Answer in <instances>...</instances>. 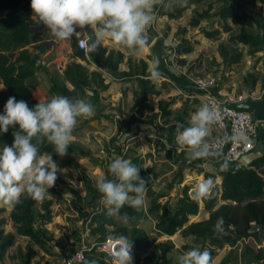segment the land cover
Returning <instances> with one entry per match:
<instances>
[{
	"label": "trees",
	"instance_id": "1",
	"mask_svg": "<svg viewBox=\"0 0 264 264\" xmlns=\"http://www.w3.org/2000/svg\"><path fill=\"white\" fill-rule=\"evenodd\" d=\"M217 1L222 2L224 0ZM30 3L31 0H0V81L6 89V91L0 90V115L4 114L9 97H15L17 101H26L29 107L32 108L39 102L34 98L38 88L35 75L39 61L48 48L41 37V31L34 32L33 30L34 27L40 26L41 30L45 26L39 22L38 18L33 17ZM187 10V5L176 0L175 6L171 9L166 8L163 13L171 18L179 19ZM218 16L220 29L225 33L232 31L229 21L236 26L241 24H247L251 27L255 24L261 25V21L247 13L238 11L233 6L222 7L218 12ZM190 25L198 27L199 23L193 19ZM86 32L89 37L95 39V33L91 26H86ZM203 34L207 39L216 40L221 31L219 29L214 31L204 30ZM233 40L252 49L262 46V43L254 35L246 32L235 36ZM71 48L73 59L85 61V55L78 48L76 40L71 43ZM189 51L185 50L183 52L188 53ZM220 54L225 62L229 61L230 53L224 46H220ZM240 57L241 55H238L231 62L239 63ZM123 60V53L108 51L100 43L87 64L93 63L117 78L115 74L119 72ZM140 76L146 77V70H143ZM49 77L53 96L63 95L70 99H78V95L85 94L86 89L91 88L92 85L100 89H106V80L101 72L90 71L89 68L76 61L68 64L63 74H50ZM149 82L142 81L141 84L145 86ZM68 84L73 87L72 90L69 89ZM253 86H255V83ZM169 115V112L164 113V116ZM176 120L179 125L185 127L189 125L186 113L177 116ZM18 130V126H14L10 127L6 133L2 132L0 135V148L5 145L11 146L14 142L13 133ZM77 130L75 128L73 135ZM262 150L264 151L263 148ZM129 151L130 149L128 153ZM40 152L41 154L52 155L60 170L77 166L72 159L67 157L68 155H88L81 146L70 144L67 154L60 157L55 154L53 145L47 141L40 144ZM133 159L135 158L133 157ZM238 165H235L231 170L221 171L222 184L212 188L209 198H204V209L209 213V218L206 220L191 222V217L200 213V204L192 198L189 187L183 188L175 206H172L168 201L165 203L161 201L167 195L156 194L149 190L146 195L148 198V215L145 213L144 207L137 210L125 205L121 209V215L127 214L130 219L128 223L121 221V224H119L116 218L107 215L105 208L101 211L96 210L98 212L94 211L96 213H92L90 219L91 235L97 237L99 242L109 239L111 236H126L129 240H132L133 256L137 264H140L145 257L154 264H173L170 254L175 249V245L171 243L155 246V250L159 254V260L155 258L156 255L150 253L152 238L141 226L149 216L155 219V230L161 236L174 237L179 235L181 239L194 237L207 241L222 240L223 242H229L239 236H250L257 241H261V239H264L262 231L250 233V229L256 225H261L264 228V156L249 167L242 165L238 167ZM57 176L56 182H59V173H57ZM50 192L54 195L58 194L51 188ZM40 202L42 201L34 200L27 195L22 196L20 203L13 207L11 218L16 226H20L18 229L20 235L29 237L41 251L50 255L53 249L51 243L55 240V237L45 229V226L52 220L51 201L42 204L44 213L40 215L42 224L39 229L33 227L34 210ZM73 202L75 203V200ZM219 217L224 218L226 234H218L213 230ZM4 223V220H0V227ZM0 243V258H2L7 250L14 245V236L4 235V232L0 231ZM209 252L213 260L217 253L214 250ZM104 256L108 257L96 251L88 252L82 264H105ZM257 258H263L262 250L258 252ZM33 260L34 255L32 254L23 264H31ZM34 264L42 263L35 262Z\"/></svg>",
	"mask_w": 264,
	"mask_h": 264
},
{
	"label": "clouds",
	"instance_id": "2",
	"mask_svg": "<svg viewBox=\"0 0 264 264\" xmlns=\"http://www.w3.org/2000/svg\"><path fill=\"white\" fill-rule=\"evenodd\" d=\"M176 0H31L33 17L38 18L51 34L60 41L68 40L81 33L77 29L85 26L95 28V39L89 37L85 43L89 52L95 51L104 39L134 52L146 46L145 31L155 18L154 9L161 5L167 9L175 6ZM151 77L161 78L159 60L153 59ZM94 106L86 99H70L55 95L40 101L32 108L26 101L9 97L4 114L0 115V132L18 126L13 133L11 146L0 148V204L14 207L22 196L43 201L58 178V165L52 155L40 152V144L47 141L54 147L55 154L64 157L73 139L78 119L91 118ZM221 118L220 111L211 102L203 103L191 115L187 127L176 128L175 142L193 159L218 158L219 143L229 139L210 142L213 125ZM235 139V138H233ZM222 168H228L225 160ZM114 179L101 175L96 188L101 194V204L109 217L124 223L127 214L121 215L123 206L141 209L145 204L148 180L140 176V168L128 159L116 157L108 166ZM213 182L206 179L195 185L194 200L209 198ZM225 221L219 217L214 232L226 234ZM113 241L115 264H131L132 240L124 235L109 237ZM178 264H212V255L205 248L192 247L182 252Z\"/></svg>",
	"mask_w": 264,
	"mask_h": 264
},
{
	"label": "rangeland",
	"instance_id": "3",
	"mask_svg": "<svg viewBox=\"0 0 264 264\" xmlns=\"http://www.w3.org/2000/svg\"><path fill=\"white\" fill-rule=\"evenodd\" d=\"M179 1H187L188 4L193 1L196 2V0ZM201 5L199 6L198 11H189L185 16V19H181L186 26L179 28L178 34H180V36H178V42L174 45H170L172 57L171 66L189 79H194L191 80L194 86V81L197 79L213 77L216 79L218 90L228 92L231 95L243 96L248 99L261 96L264 92V0H224L222 2L217 0H207ZM224 6H233L238 11L253 16L255 19L261 21V25L255 24L251 27L247 24H241L236 26L229 21L228 23L232 27V31L230 33L223 32V30L220 29L218 12ZM193 19L198 21V27H192L190 25V22ZM40 28V26L34 27L33 30L34 32L41 31V37L48 50L39 62L37 74L39 77L40 75H45V79L49 83L48 76L50 74L59 73V71L64 72L68 64L76 61L71 58V43L74 40L77 41L83 37L89 38V36L86 32L85 26L83 29H77L81 35H74L68 40L60 41L54 37L46 27L41 30ZM93 29L95 33V28ZM217 29L221 31V34L216 40L207 39L203 34L204 30L214 31ZM243 32L254 35L256 39L262 43V46L257 49H252L247 45L236 43L233 40L234 37ZM156 36L159 35L156 33ZM101 46L109 51H120L125 56L123 63L125 71L122 72L120 66L121 73L119 71L116 77L128 75L125 77L128 81L135 82L137 80L140 84L144 80L139 79L137 76H140L143 70H146V77L148 76V61L151 59L142 54V52H134L125 47L118 46L110 39H104L101 42ZM220 46H224L230 53L228 62L223 60L222 55L220 54ZM185 50L190 51L185 53L183 52ZM238 55H241L240 62L232 63L231 61ZM87 61L89 60L85 57V61L78 62L91 70L90 66L86 64ZM144 63L146 64V67ZM254 83L255 86H253ZM43 85H46L45 81L43 82ZM149 85H151L150 82L147 86ZM94 88L95 86L92 85L91 88L88 89L89 93H93L94 91L97 92ZM0 90L6 91L3 88L1 81ZM36 94L38 93L35 92V95ZM139 94V92L135 93L136 100H139ZM260 125L261 124H259L258 130H261ZM1 134L2 132H0V135ZM212 136L213 133L208 139ZM132 137L134 136L127 137L122 145L118 142L111 143V148L109 150L107 149L105 156H91L86 158V160H77V158L81 157L75 155L67 156L72 159L77 166L61 170L58 169L60 181L56 182L51 188L58 194H52L49 189V194L46 195L45 199L40 202L34 210L33 227L39 229V226L42 224L40 215L44 213L42 210V204L51 201L50 209L52 212V220L45 226V229L55 237V240L51 243L53 249L51 250L52 253L50 255L41 251L29 237L19 234L18 229L20 226H16L11 218L13 207L1 204L0 220H4L5 223L0 227V231H3L4 235L14 236V245L7 250L2 258H0L1 264H23V262L27 261L32 256V254L34 255V260L31 264L34 262L56 264L69 253L77 249L86 221L91 217L94 211L103 206L100 202L101 194L96 188V180L101 175H104L108 179H114L108 170V166L116 157L130 160L123 145L125 146L126 144L128 146L131 144L132 142L129 141V138ZM80 161L81 164L79 163ZM179 177L180 172L179 176L175 173V177L168 181V185H171L169 186L171 187V190H162L159 192V194H167L168 200L172 206H175L177 200L176 194L174 195L172 193V189ZM165 198L163 199V202H165ZM73 200H75V203ZM118 223L121 224V221ZM155 224V219L149 216L147 220H144L141 226L152 238L150 253L156 255L155 258L158 260L160 259L159 254L155 250V246L158 244L171 243L175 245V249L170 254V257L173 259V264H178L179 255L192 247L199 246L201 250L206 248L208 251L214 250L217 253V250L222 246L220 240L207 241L204 239H198L189 242L182 240L179 235L172 238L161 236L156 232ZM95 242H99L98 238L90 237L89 243L92 244ZM104 260L105 264H115L106 256H104ZM131 264H137L133 255ZM140 264L154 263H151L145 257Z\"/></svg>",
	"mask_w": 264,
	"mask_h": 264
},
{
	"label": "crops",
	"instance_id": "4",
	"mask_svg": "<svg viewBox=\"0 0 264 264\" xmlns=\"http://www.w3.org/2000/svg\"><path fill=\"white\" fill-rule=\"evenodd\" d=\"M206 1L196 0L190 4L187 1L182 2L188 6V10L179 19L165 15L163 12L166 8L156 5L154 9L155 18L145 31V34L154 36L155 41L151 46H146L141 51L142 54L151 59L148 61V76H137L144 81H150L151 85L142 86L137 80L135 82L128 81L125 75L115 78L93 63L88 65L92 71L103 74L106 80V89H100L94 85V90L97 92L89 93L88 89L90 88H88L85 94L78 95V98L86 99L94 106L95 114L91 118L78 119L76 126L78 130L70 143L81 146L88 154L87 156H78L81 158H77V160H86L91 156H105L107 149L111 148V143L118 142L122 145L127 137L133 135L134 137L129 138L132 143L129 144L128 158L132 164L135 165L136 163L135 166L140 168V176L148 180V190H153L158 194L162 190H171L168 181L175 177V173L179 176L180 172V177L172 189V193L176 194L177 197L175 205L184 187H189L190 194L193 196L195 185L206 179L213 182L212 188L220 186L223 181L220 172L235 167V165L232 166L228 163L227 169L222 168L221 165L225 160L221 155L218 158L193 159L175 142L176 128L179 126L176 117L186 113L188 121H190L191 115L202 102L199 99L200 95L197 88L191 81L194 79H189L171 66L170 45L178 42V36H180L178 30L186 26L181 19H185L189 11H198L199 6ZM155 32L159 36H156ZM154 58L159 60L158 70L161 73L159 79L151 77ZM72 60L74 59L72 58ZM75 60L76 62L81 61ZM124 60L120 65L122 72L125 71ZM89 62L87 61V63ZM59 73L63 74L60 71ZM43 78L46 83L45 86L43 85ZM35 82L38 87L36 90L38 94H34L36 100L45 101L53 96L51 83L46 81L45 75L39 77L36 72ZM68 87L70 90L73 89L69 84ZM136 92L140 93L139 100L135 98ZM168 112L170 115L164 116V113ZM260 124L261 130H259L258 138L255 141L256 150L264 149V123ZM123 147H126V144ZM79 163L81 164V161ZM241 165L239 164L238 167ZM147 199L145 196L143 207L146 214L148 213ZM165 199V202H169L167 196ZM161 201L163 202V199ZM196 201L200 204V213L191 217V222L208 219L209 213L204 209V199ZM117 222L120 220L117 219ZM262 233L264 236V230ZM175 236L177 237V235ZM90 237H93L91 231L88 239ZM182 240L191 242L198 240V238L188 237ZM220 243L222 246L217 250L212 264H223L225 261V264H264V239L257 241L250 236H239L229 242L220 240ZM260 250L263 251V258L258 259L257 254Z\"/></svg>",
	"mask_w": 264,
	"mask_h": 264
},
{
	"label": "built area",
	"instance_id": "5",
	"mask_svg": "<svg viewBox=\"0 0 264 264\" xmlns=\"http://www.w3.org/2000/svg\"><path fill=\"white\" fill-rule=\"evenodd\" d=\"M88 38L83 37L77 40L78 48L84 53L85 57L90 61L91 55L95 52H89L83 41H87ZM194 84L199 92V99L201 104L211 102L213 106L217 107L220 111L221 118L213 125V136L209 139L210 142L220 141L224 137H228L226 142L219 143L217 149L221 153L224 160L234 166L241 164V158L256 150L255 141L258 138L259 122L257 121L254 113L247 111H235L226 106L220 99L224 98L227 102L241 103L248 98L243 96L231 95L228 92L217 89L216 79L205 78L197 79ZM235 138V139H233ZM129 145L125 147V151L128 153ZM104 207L101 206L99 211ZM98 212V211H96ZM94 212V213H96ZM90 219L86 221L85 228L80 236V242L77 249L69 253L62 260L56 264H82L85 261L86 254L91 251L105 254L113 262V253L115 246L111 239L104 241L89 243L90 234ZM134 250L132 248V255ZM115 263V262H114Z\"/></svg>",
	"mask_w": 264,
	"mask_h": 264
},
{
	"label": "water",
	"instance_id": "6",
	"mask_svg": "<svg viewBox=\"0 0 264 264\" xmlns=\"http://www.w3.org/2000/svg\"><path fill=\"white\" fill-rule=\"evenodd\" d=\"M146 37V46H151L155 41L154 36L145 34ZM222 102L226 104L227 107L235 110V111H247L254 113L257 121L259 123H264V92L262 93L259 99L249 98L241 103H231L227 102L224 98L220 99ZM264 156V151L262 149H257L252 153L245 155L241 158V164L244 167H249L256 160L262 158ZM264 228L261 225H256L250 229V233H257L263 231Z\"/></svg>",
	"mask_w": 264,
	"mask_h": 264
}]
</instances>
